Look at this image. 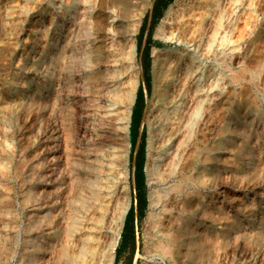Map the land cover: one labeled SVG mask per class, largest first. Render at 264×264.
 <instances>
[{
  "label": "bare ground",
  "instance_id": "bare-ground-1",
  "mask_svg": "<svg viewBox=\"0 0 264 264\" xmlns=\"http://www.w3.org/2000/svg\"><path fill=\"white\" fill-rule=\"evenodd\" d=\"M176 2L155 26L182 49H152L156 110L134 264H264V0ZM147 6L19 0L15 65L0 47L12 102L0 108V184H19L26 212L9 213L4 188L0 264H116L135 187L130 124Z\"/></svg>",
  "mask_w": 264,
  "mask_h": 264
},
{
  "label": "rangeland",
  "instance_id": "rangeland-1",
  "mask_svg": "<svg viewBox=\"0 0 264 264\" xmlns=\"http://www.w3.org/2000/svg\"><path fill=\"white\" fill-rule=\"evenodd\" d=\"M176 1L177 0H158L157 7L154 8L155 0H147L148 2V6L146 8L147 11H145V14L142 19L140 31L137 34V60L141 66V70L139 72V85L137 88V94L132 108L133 109L132 121L130 124V129L132 131L131 132L132 143H131V154L129 161V169H130L129 180L130 182H132L133 178L135 179V187L132 188V194H133L132 207L128 215L129 219L127 222L126 230L122 234V238L120 239L119 246L117 249L116 264H134V256L136 254V251L142 246V242H141L142 235L140 232L143 226L142 219L145 216L144 212H146L147 210V202H148L147 194L149 189L148 184L146 182V176L144 171V165H145L144 162H146L145 159L147 156V148H148V135H149L148 121L149 118H151L150 122L153 120L152 115L155 114V110H156L153 107L154 94H153V76H152V59H153L152 49L154 47L163 48V49L173 48L174 51H178L182 49L181 45L174 44L171 41H165L162 38L156 36L155 26L163 17H165L168 8L171 7V5L177 8ZM18 5H19V0H0V8H1L0 13L3 16V24L0 27V37H2L0 38V47L8 44L6 45L7 46L6 50L3 51V58L6 63H8V59H9L10 67L11 65L12 66L15 65L16 63V60H12V59L10 60L11 53L15 51L16 57H18L22 53L21 50L22 47L25 45L21 41L22 38L19 37V35H17V32L15 31L18 27V19H19L18 14L16 15ZM167 29H169L168 25H167ZM26 34L27 32L24 34V37L26 36ZM184 52L186 51L184 50ZM60 77L62 80H60L61 82L58 83V88L61 91V100L62 102H64L65 94H66L65 80H64L65 73H62ZM7 85H8L7 83L4 84L0 83V103H2L0 104L1 109L6 107L10 108L12 104L9 98L5 96L7 92L6 91ZM22 142L23 143L27 142V136L23 137ZM8 143L9 141H7V144ZM27 152L28 150L26 149L24 151H21L20 153H15L14 155L15 159L27 155ZM7 160L8 159L4 158L3 155L0 153V162L9 165V162ZM15 183L17 184V182L13 179L11 182L2 180L0 184V189H1L0 193H3V191L5 190L4 188H6L7 186H10L11 189L13 188L10 191V197H9L12 212L9 211V213L12 214L16 213L19 219L22 220L25 216L26 209H22L20 207L21 205L19 204L18 201L20 197V192H19L20 188H19V184L15 185ZM15 229L16 230L19 229V226L18 227L16 226ZM140 263H141V258L139 257L135 264H140Z\"/></svg>",
  "mask_w": 264,
  "mask_h": 264
},
{
  "label": "trees",
  "instance_id": "trees-1",
  "mask_svg": "<svg viewBox=\"0 0 264 264\" xmlns=\"http://www.w3.org/2000/svg\"><path fill=\"white\" fill-rule=\"evenodd\" d=\"M157 1L158 0H155V2H154V8L157 7Z\"/></svg>",
  "mask_w": 264,
  "mask_h": 264
}]
</instances>
